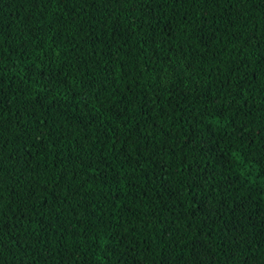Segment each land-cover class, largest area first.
Returning <instances> with one entry per match:
<instances>
[{
    "label": "trees",
    "instance_id": "1",
    "mask_svg": "<svg viewBox=\"0 0 264 264\" xmlns=\"http://www.w3.org/2000/svg\"><path fill=\"white\" fill-rule=\"evenodd\" d=\"M0 264H264V0H0Z\"/></svg>",
    "mask_w": 264,
    "mask_h": 264
}]
</instances>
